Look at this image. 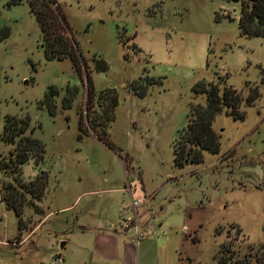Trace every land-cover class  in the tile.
<instances>
[{
  "label": "rangeland",
  "instance_id": "rangeland-1",
  "mask_svg": "<svg viewBox=\"0 0 264 264\" xmlns=\"http://www.w3.org/2000/svg\"><path fill=\"white\" fill-rule=\"evenodd\" d=\"M7 1L0 0V28L9 31L0 40V165L15 146L1 138L4 117L26 118V134L44 152L37 165L21 164V181L43 170L48 183L39 200L22 194L20 218L0 200V264H44L58 256L63 264H93L95 236L80 226L117 233L131 215L154 229L138 242L157 237L142 247L140 264L165 257L216 264L225 244L233 260L264 258V36L239 34L240 0H57L95 92L117 95L107 127L112 148L89 129L84 75L77 76L68 57L46 59L27 4ZM98 56L104 71L94 69ZM144 76L153 79L145 94L127 88ZM196 83L231 86L244 117L217 113L219 151L178 167L173 143L190 106L204 104L192 90ZM50 86L57 90L53 113L40 103ZM67 86L78 92L63 108ZM251 87L259 95L246 105ZM7 183L21 193L0 169V196Z\"/></svg>",
  "mask_w": 264,
  "mask_h": 264
},
{
  "label": "trees",
  "instance_id": "trees-1",
  "mask_svg": "<svg viewBox=\"0 0 264 264\" xmlns=\"http://www.w3.org/2000/svg\"><path fill=\"white\" fill-rule=\"evenodd\" d=\"M25 2L29 12L34 16L40 30L41 43L46 59H62L68 57L71 60L75 73L79 78L84 75L86 82V97L84 102L85 113L88 118L90 130L105 145L112 148L113 145L107 138V127L113 120L114 107L117 104V95L113 90H101L95 92L89 75L88 68L82 67L81 52L72 38L70 29L62 13L57 0H8L7 5ZM241 8L237 20V28L240 35L264 36V0H240ZM6 27L0 28V40L8 35ZM94 69L104 71L106 62L101 57L92 58ZM153 79L147 76L139 77L127 84V88L133 93L143 95L147 86ZM192 90L194 93L204 95V104H192L187 114L185 127L178 132V139L174 141L172 152L173 162L182 167L186 163H199L203 159V151L215 154L219 151V135L212 128V121L217 113L224 112L233 119H243L244 113L240 110L242 98L231 86L219 87L216 83H196ZM76 86H67L62 98V107L67 108L76 97ZM57 90L50 86L44 94L42 105H45L50 113L54 112L55 105L52 103ZM259 95L257 87L249 88L245 98L246 105H251ZM96 107L100 108L96 111ZM79 117V129L86 132L82 122V112L77 110ZM28 121L12 115L4 117L1 138L8 142H15L14 148L9 152L6 161L0 165V169L8 171L12 175L14 183L22 189L21 193L11 183L4 185L5 192L0 196L4 205L13 210L20 218L22 207L25 204L23 193H28L31 200H39L44 194L48 175L40 170L37 175L28 182L21 181L20 166L28 159H32L37 165L43 157L42 143L26 134ZM32 205L33 201H28ZM18 228L19 220H18ZM193 242L194 238H191ZM255 262L263 264L262 253L256 255ZM216 264H250V260H233V252L228 245L220 246Z\"/></svg>",
  "mask_w": 264,
  "mask_h": 264
},
{
  "label": "crops",
  "instance_id": "crops-1",
  "mask_svg": "<svg viewBox=\"0 0 264 264\" xmlns=\"http://www.w3.org/2000/svg\"><path fill=\"white\" fill-rule=\"evenodd\" d=\"M80 227L83 232H90V234L95 236L93 250L97 252L96 257L98 259H95L93 264H103V262H105L104 264H140L139 252L141 251L142 247L149 242L157 240V237L154 240L152 238L142 239L136 244L129 238V235V237L123 235L119 231L117 234L105 230H99L98 228L92 226ZM109 242H113V248H109ZM166 260L167 259L165 257L163 262L159 261L158 264H175L176 261L174 257L170 263L166 262Z\"/></svg>",
  "mask_w": 264,
  "mask_h": 264
},
{
  "label": "built area",
  "instance_id": "built-area-1",
  "mask_svg": "<svg viewBox=\"0 0 264 264\" xmlns=\"http://www.w3.org/2000/svg\"><path fill=\"white\" fill-rule=\"evenodd\" d=\"M133 210L136 208V203L133 201ZM146 223H141L137 220L135 215L123 217L119 222V230L120 233L126 236H130V239L137 243L138 240L148 234L154 233L153 228H146ZM113 229H115L113 227ZM44 264H63V260L58 256L54 258L51 263H44Z\"/></svg>",
  "mask_w": 264,
  "mask_h": 264
},
{
  "label": "water",
  "instance_id": "water-1",
  "mask_svg": "<svg viewBox=\"0 0 264 264\" xmlns=\"http://www.w3.org/2000/svg\"><path fill=\"white\" fill-rule=\"evenodd\" d=\"M63 245V243H61V246Z\"/></svg>",
  "mask_w": 264,
  "mask_h": 264
}]
</instances>
